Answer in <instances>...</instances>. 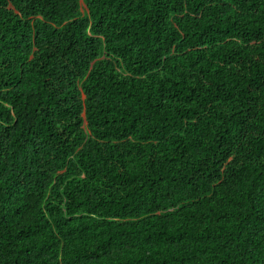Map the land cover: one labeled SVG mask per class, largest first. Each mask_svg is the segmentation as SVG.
Masks as SVG:
<instances>
[{"label":"trees","instance_id":"16d2710c","mask_svg":"<svg viewBox=\"0 0 264 264\" xmlns=\"http://www.w3.org/2000/svg\"><path fill=\"white\" fill-rule=\"evenodd\" d=\"M0 264H264V0H0Z\"/></svg>","mask_w":264,"mask_h":264},{"label":"rangeland","instance_id":"374dc122","mask_svg":"<svg viewBox=\"0 0 264 264\" xmlns=\"http://www.w3.org/2000/svg\"><path fill=\"white\" fill-rule=\"evenodd\" d=\"M82 7H83V9L85 10V6H84V3H82Z\"/></svg>","mask_w":264,"mask_h":264},{"label":"water","instance_id":"95a60500","mask_svg":"<svg viewBox=\"0 0 264 264\" xmlns=\"http://www.w3.org/2000/svg\"><path fill=\"white\" fill-rule=\"evenodd\" d=\"M83 1V0H82Z\"/></svg>","mask_w":264,"mask_h":264}]
</instances>
